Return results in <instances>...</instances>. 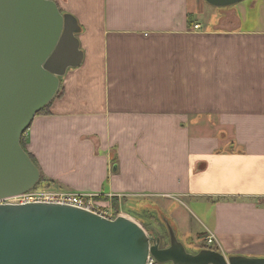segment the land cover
<instances>
[{"label": "crops", "instance_id": "1", "mask_svg": "<svg viewBox=\"0 0 264 264\" xmlns=\"http://www.w3.org/2000/svg\"><path fill=\"white\" fill-rule=\"evenodd\" d=\"M54 1L84 59L25 132L48 184L151 206L191 252L213 234L226 256L264 257V0L253 18L205 0Z\"/></svg>", "mask_w": 264, "mask_h": 264}, {"label": "water", "instance_id": "2", "mask_svg": "<svg viewBox=\"0 0 264 264\" xmlns=\"http://www.w3.org/2000/svg\"><path fill=\"white\" fill-rule=\"evenodd\" d=\"M229 7L243 0H205ZM77 18L54 0H0V201L35 187L39 167L21 145L35 115L81 65ZM169 245L124 215L114 219L66 204L0 203V264H264V257L189 252L164 218Z\"/></svg>", "mask_w": 264, "mask_h": 264}, {"label": "built area", "instance_id": "3", "mask_svg": "<svg viewBox=\"0 0 264 264\" xmlns=\"http://www.w3.org/2000/svg\"><path fill=\"white\" fill-rule=\"evenodd\" d=\"M196 27H198V25ZM11 198L16 199L15 203L17 204L47 202L71 205L97 213L109 219H114L117 217V215H119H113L115 211L111 206H101V204L97 200V195L94 193L64 191L51 186L37 187L36 185L30 190L19 195L13 196ZM6 200H2L0 201V203H8ZM205 243L207 247L213 246L215 244V236L213 234H208L205 237ZM146 264L158 263L156 262L155 258L151 254H149L147 257Z\"/></svg>", "mask_w": 264, "mask_h": 264}, {"label": "rangeland", "instance_id": "4", "mask_svg": "<svg viewBox=\"0 0 264 264\" xmlns=\"http://www.w3.org/2000/svg\"><path fill=\"white\" fill-rule=\"evenodd\" d=\"M254 1L255 0H243L242 2H240L241 4H238V3L234 4L233 7H235L236 5L237 6L242 5L239 7H245L246 13H244V16L248 18H253L255 15L259 16V8H260L258 7L259 6L258 4L255 6ZM254 6L255 8H253ZM210 7H213L212 9H214L215 11H217V9L225 8V7H217V6H210ZM71 69H74V68H71ZM6 201L8 203H15L16 199L11 198V199H7ZM111 206L115 210L113 214L114 216L115 214H119V215H124L128 218H131L132 220L139 223L147 231V233L150 236L160 237L162 240L163 246L166 247L169 245V242H170L169 241V231L163 219L161 218V217H164V215H159V213L156 210H154L151 206L140 205L141 207H135L133 204L129 202L125 203L124 199L122 200V204L121 203L115 204V201L114 203L112 201ZM188 231H191V230H188ZM176 233L180 241L184 240L185 243L183 241L182 242L189 252H191L192 249L196 250V247L200 246L199 242L195 243L193 247L190 246V243L186 242V239L184 236L179 235L178 231H176ZM192 240H194V238L192 237V235H190V242ZM165 264H170V263H165Z\"/></svg>", "mask_w": 264, "mask_h": 264}, {"label": "trees", "instance_id": "5", "mask_svg": "<svg viewBox=\"0 0 264 264\" xmlns=\"http://www.w3.org/2000/svg\"><path fill=\"white\" fill-rule=\"evenodd\" d=\"M60 94H61V91L58 92V95L57 96H60ZM50 106H51V102L45 108H43L42 110H40L37 114H47V113H49ZM26 141H27V138H26V135L24 133L22 135V137H21V145L23 146V148L25 149V151L29 154V156L31 157V159L33 160V162L39 167L36 158L32 155V153H30L28 151ZM49 182H50V180L47 179L46 176L41 172V178H40L39 183L37 184V187H44V186H47V185L48 186H52L51 183L48 184ZM114 201H115V204L118 203V201H117L116 198L113 199V203H114ZM204 247H207V246H204ZM210 248L216 249L215 247H212V246H210Z\"/></svg>", "mask_w": 264, "mask_h": 264}]
</instances>
